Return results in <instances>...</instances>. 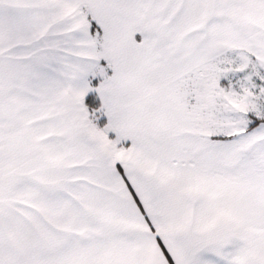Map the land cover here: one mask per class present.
<instances>
[{
    "label": "snow or ice",
    "instance_id": "1",
    "mask_svg": "<svg viewBox=\"0 0 264 264\" xmlns=\"http://www.w3.org/2000/svg\"><path fill=\"white\" fill-rule=\"evenodd\" d=\"M0 264H264V0H0Z\"/></svg>",
    "mask_w": 264,
    "mask_h": 264
}]
</instances>
